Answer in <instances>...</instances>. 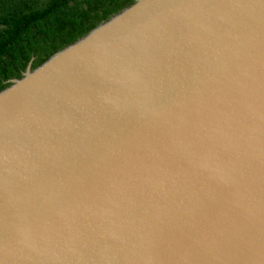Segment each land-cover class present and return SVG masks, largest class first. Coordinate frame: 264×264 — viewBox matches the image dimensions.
I'll list each match as a JSON object with an SVG mask.
<instances>
[{
	"label": "water",
	"instance_id": "95a60500",
	"mask_svg": "<svg viewBox=\"0 0 264 264\" xmlns=\"http://www.w3.org/2000/svg\"><path fill=\"white\" fill-rule=\"evenodd\" d=\"M0 90V264H264V0H133Z\"/></svg>",
	"mask_w": 264,
	"mask_h": 264
},
{
	"label": "trees",
	"instance_id": "16d2710c",
	"mask_svg": "<svg viewBox=\"0 0 264 264\" xmlns=\"http://www.w3.org/2000/svg\"><path fill=\"white\" fill-rule=\"evenodd\" d=\"M133 0H0V90Z\"/></svg>",
	"mask_w": 264,
	"mask_h": 264
}]
</instances>
